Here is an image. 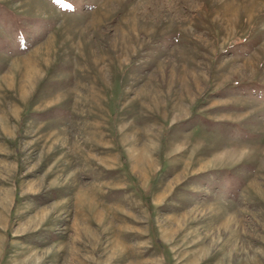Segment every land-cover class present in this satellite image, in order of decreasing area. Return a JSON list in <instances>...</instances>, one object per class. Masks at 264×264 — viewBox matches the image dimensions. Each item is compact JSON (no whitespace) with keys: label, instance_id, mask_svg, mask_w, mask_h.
I'll return each mask as SVG.
<instances>
[{"label":"rangeland","instance_id":"obj_1","mask_svg":"<svg viewBox=\"0 0 264 264\" xmlns=\"http://www.w3.org/2000/svg\"><path fill=\"white\" fill-rule=\"evenodd\" d=\"M0 264H264V0H0Z\"/></svg>","mask_w":264,"mask_h":264},{"label":"bare ground","instance_id":"obj_2","mask_svg":"<svg viewBox=\"0 0 264 264\" xmlns=\"http://www.w3.org/2000/svg\"><path fill=\"white\" fill-rule=\"evenodd\" d=\"M23 66H24V74H25V76L30 75V73H31V75L36 73V70L34 68L33 62L30 59H28V57H25L23 59ZM26 78H28V76L25 77L24 79L26 80ZM144 156H145V153H144V150H142V153H139L137 155V158L138 159L144 158Z\"/></svg>","mask_w":264,"mask_h":264}]
</instances>
